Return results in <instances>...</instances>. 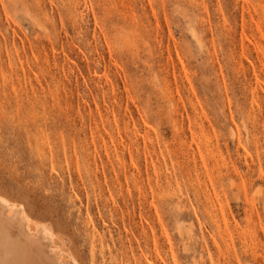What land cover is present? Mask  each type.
<instances>
[{"label":"rangeland","instance_id":"obj_1","mask_svg":"<svg viewBox=\"0 0 264 264\" xmlns=\"http://www.w3.org/2000/svg\"><path fill=\"white\" fill-rule=\"evenodd\" d=\"M0 195L79 264H264V0H0Z\"/></svg>","mask_w":264,"mask_h":264},{"label":"bare ground","instance_id":"obj_2","mask_svg":"<svg viewBox=\"0 0 264 264\" xmlns=\"http://www.w3.org/2000/svg\"><path fill=\"white\" fill-rule=\"evenodd\" d=\"M53 240L50 229L35 223L22 204L0 195V264H79L48 251L43 241L52 245Z\"/></svg>","mask_w":264,"mask_h":264}]
</instances>
